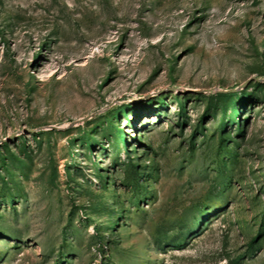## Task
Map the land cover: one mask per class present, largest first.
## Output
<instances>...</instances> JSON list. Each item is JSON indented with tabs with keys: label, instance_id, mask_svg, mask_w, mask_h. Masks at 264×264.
I'll return each mask as SVG.
<instances>
[{
	"label": "rangeland",
	"instance_id": "rangeland-1",
	"mask_svg": "<svg viewBox=\"0 0 264 264\" xmlns=\"http://www.w3.org/2000/svg\"><path fill=\"white\" fill-rule=\"evenodd\" d=\"M0 264H264V0H0Z\"/></svg>",
	"mask_w": 264,
	"mask_h": 264
}]
</instances>
